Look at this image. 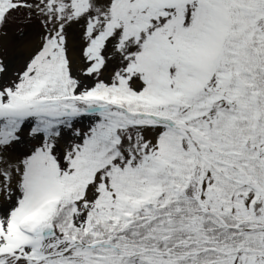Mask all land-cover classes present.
<instances>
[{"label":"snow or ice","instance_id":"6c2138e0","mask_svg":"<svg viewBox=\"0 0 264 264\" xmlns=\"http://www.w3.org/2000/svg\"><path fill=\"white\" fill-rule=\"evenodd\" d=\"M0 264H264V0H0Z\"/></svg>","mask_w":264,"mask_h":264},{"label":"rangeland","instance_id":"374dc122","mask_svg":"<svg viewBox=\"0 0 264 264\" xmlns=\"http://www.w3.org/2000/svg\"><path fill=\"white\" fill-rule=\"evenodd\" d=\"M24 29L26 32H31V26H26L19 22L13 23L8 28V36L5 38L6 47H7V56L8 59L19 66L23 62V60L27 57V55H20L17 52L20 50L22 46H18L14 41L16 40V34L19 29Z\"/></svg>","mask_w":264,"mask_h":264},{"label":"bare ground","instance_id":"6f19581e","mask_svg":"<svg viewBox=\"0 0 264 264\" xmlns=\"http://www.w3.org/2000/svg\"><path fill=\"white\" fill-rule=\"evenodd\" d=\"M20 55H27L28 54V50L25 49L24 47H21L20 50L17 52Z\"/></svg>","mask_w":264,"mask_h":264}]
</instances>
